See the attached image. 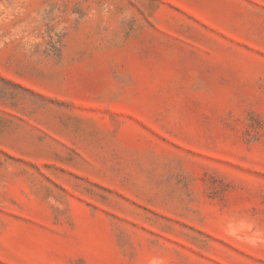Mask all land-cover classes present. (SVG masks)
Instances as JSON below:
<instances>
[{
    "label": "rangeland",
    "instance_id": "obj_1",
    "mask_svg": "<svg viewBox=\"0 0 264 264\" xmlns=\"http://www.w3.org/2000/svg\"><path fill=\"white\" fill-rule=\"evenodd\" d=\"M0 264H264V0H0Z\"/></svg>",
    "mask_w": 264,
    "mask_h": 264
}]
</instances>
